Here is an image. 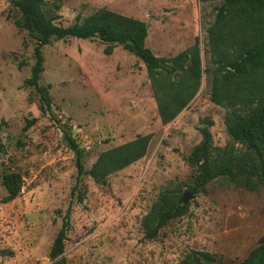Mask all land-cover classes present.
Returning <instances> with one entry per match:
<instances>
[{
	"label": "rangeland",
	"instance_id": "rangeland-1",
	"mask_svg": "<svg viewBox=\"0 0 264 264\" xmlns=\"http://www.w3.org/2000/svg\"><path fill=\"white\" fill-rule=\"evenodd\" d=\"M47 17L68 27L100 9L147 24L145 42L157 57L172 58L198 44V92L171 122L160 121L146 68L118 46L110 56L98 39L53 40L42 48V87H49L54 117L39 111V95L24 84L34 64L36 39L20 12L0 0V264H50V248L64 217L69 231L67 264H179L192 251L209 252L223 264L244 260L264 238V169L244 142L227 133L226 116L236 108L211 101L217 65L208 45L224 0H46ZM59 6L56 10L55 6ZM37 119L27 131V120ZM211 135L209 158L233 173L192 194L198 166L190 161ZM71 134L86 171L100 154L151 135L143 158L111 174L101 185L88 175L77 181L76 156L64 140ZM5 173L23 178L21 193L3 204ZM191 193V192H190ZM169 196L183 207L154 240L144 238V221Z\"/></svg>",
	"mask_w": 264,
	"mask_h": 264
},
{
	"label": "trees",
	"instance_id": "trees-1",
	"mask_svg": "<svg viewBox=\"0 0 264 264\" xmlns=\"http://www.w3.org/2000/svg\"><path fill=\"white\" fill-rule=\"evenodd\" d=\"M16 7L22 21L17 27L25 26L35 37L34 64L31 76L24 84L33 87L39 95V111L42 115L54 117L49 87L40 85L44 72L42 48L53 40L64 41L71 38L98 39L105 47L104 55L110 56L115 47L121 46L133 54L146 68L150 87L154 94L160 121L163 125L173 121L190 103L198 92L201 78V59L198 44L185 49L175 57H157L146 47L147 24L107 9H100L90 16L68 27L55 24L56 16L47 17L44 9L46 0H6ZM58 10L59 6H55ZM130 42V43H128ZM208 45L217 65L211 92V101L224 108L237 111L226 116L228 135L244 142L258 156L264 158V0H224L218 8L216 21L208 29ZM37 119L27 120L23 132H27ZM203 141L192 153L190 161L198 166V174L190 186L191 194L205 187L209 182L222 176L235 178L241 174L257 175L251 170L233 173L227 166L217 167L210 160L211 135L202 130ZM64 140L76 156L77 181L90 176L95 183L106 185L107 178L139 161L146 153L151 135L137 136L121 146L99 155L91 169L86 171L82 152L72 138L64 131ZM4 144L0 137V158ZM260 177L264 178V169ZM2 184L6 190L3 204L17 199L23 186V178L18 173H5ZM183 207L171 205L169 196L163 204L152 209L143 225L144 238L154 240L159 231L170 221L181 216ZM69 214L64 217L49 251L50 264H67L64 257L65 241L69 231ZM4 252L0 251V255ZM179 264H223L209 252L192 251ZM236 264H264V238L242 261Z\"/></svg>",
	"mask_w": 264,
	"mask_h": 264
},
{
	"label": "water",
	"instance_id": "water-1",
	"mask_svg": "<svg viewBox=\"0 0 264 264\" xmlns=\"http://www.w3.org/2000/svg\"><path fill=\"white\" fill-rule=\"evenodd\" d=\"M191 198H192V194L190 192L185 193L181 199V205L186 204Z\"/></svg>",
	"mask_w": 264,
	"mask_h": 264
},
{
	"label": "crops",
	"instance_id": "crops-1",
	"mask_svg": "<svg viewBox=\"0 0 264 264\" xmlns=\"http://www.w3.org/2000/svg\"><path fill=\"white\" fill-rule=\"evenodd\" d=\"M117 47H115L114 49H113V51L116 49Z\"/></svg>",
	"mask_w": 264,
	"mask_h": 264
}]
</instances>
